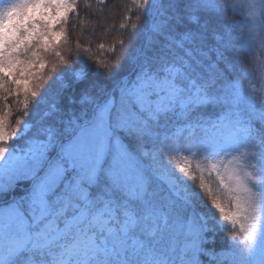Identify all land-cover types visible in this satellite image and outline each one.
<instances>
[{
    "label": "snow or ice",
    "instance_id": "6c2138e0",
    "mask_svg": "<svg viewBox=\"0 0 264 264\" xmlns=\"http://www.w3.org/2000/svg\"><path fill=\"white\" fill-rule=\"evenodd\" d=\"M131 6L129 39L99 45L117 63L94 74L114 79L118 51L133 74L65 98V75L89 80L56 51L75 0H0V264H264V103L228 56L264 55V0ZM227 13L241 19L214 23ZM41 52L67 69L47 88ZM224 230L227 248L207 249Z\"/></svg>",
    "mask_w": 264,
    "mask_h": 264
},
{
    "label": "trees",
    "instance_id": "16d2710c",
    "mask_svg": "<svg viewBox=\"0 0 264 264\" xmlns=\"http://www.w3.org/2000/svg\"><path fill=\"white\" fill-rule=\"evenodd\" d=\"M131 7V0H105L104 3H101L100 0H75V11L68 13L67 23L63 24L65 35L62 37L56 49L61 52V55L65 59L70 61L73 68L76 70H87L89 73V80L87 85H74L71 83L70 77L65 75L64 79L69 83V88L64 93L65 98L69 95L78 98L80 90L91 85H94V88H92L93 95H96L101 89L110 91L116 81L124 76L133 74V66L129 59L125 58L119 51L117 55L120 56L118 61L120 67L119 71L113 70L115 72L114 79H109L103 74V70H101V74L99 75L94 74L96 72L94 62L117 63V61L111 59L112 54L101 50L99 45L104 44L107 49L121 39H129V37L124 34V30L119 28V25L124 21L125 15H132L134 17V12L127 11V9ZM234 18H238L235 19L237 21L241 19L240 16L227 13L225 16L218 17L214 23L223 28ZM148 23L149 18L143 17L142 25L145 29ZM60 27V25L56 26L59 31ZM245 31H247V28H245ZM238 43L239 41H237V44ZM143 44L144 36L141 35L132 42L128 51L132 52L143 46ZM77 45H79V48H77ZM83 49H87V51L85 52ZM261 51L262 49L257 46L255 53L251 55L240 48L228 53L229 59L237 66V71L233 74V77L230 78L239 79L246 91L249 88V83H251V87L256 90L257 106L264 103V91H262V89H264V70H262L264 55H261ZM78 57L90 58V60L85 63L84 60L78 59ZM53 64L57 65L56 73H52L51 71ZM241 67L248 73L247 76L242 74L240 71ZM66 72L67 69L59 65V59L50 53L46 57L45 67L35 73L37 75H43L45 79H47L49 75H52L53 80H49L48 82L50 86L58 75ZM62 107H67L66 100L65 103L62 104ZM74 109L79 112V104L75 105ZM40 110L42 111L43 109L41 108ZM29 112L30 114L27 120L29 122L34 121L36 116L33 113L36 112V109L30 108ZM209 115L214 116L215 110H210ZM19 144H22V140L12 142V146ZM165 156L167 155L165 154ZM26 186L27 185H20L15 195H22L20 188ZM9 198L10 197H6L5 199ZM230 235L231 232L229 230L218 232L215 236V244H208L205 245V247L217 251L226 249L229 244ZM209 236H211V233H209ZM201 259L204 261V264H208L207 258L201 257Z\"/></svg>",
    "mask_w": 264,
    "mask_h": 264
},
{
    "label": "rangeland",
    "instance_id": "374dc122",
    "mask_svg": "<svg viewBox=\"0 0 264 264\" xmlns=\"http://www.w3.org/2000/svg\"><path fill=\"white\" fill-rule=\"evenodd\" d=\"M69 2L71 3L72 1L69 0ZM235 19H238V18L231 19V21H232V20H235ZM54 30H55V31H59L58 28H55ZM61 39H62V37H61L60 40L57 42V45L61 42ZM257 46L260 48L259 44H258ZM56 51H57V49H56ZM50 53H51V52H49V53L41 52L40 55H41V59H42L43 62H44V65H45L46 57H47V55H49ZM22 59H23V57H22ZM39 70H41V68H40L39 63H37V64L35 65V67L32 69V71L35 73V72H37V71H39ZM47 87H49V85H46V88H47ZM256 104H257V103H256ZM23 143H24V141L22 140V144H19V145L22 146ZM11 146H12V145H11ZM14 146H17V145H14ZM164 158L167 159V156H165Z\"/></svg>",
    "mask_w": 264,
    "mask_h": 264
}]
</instances>
